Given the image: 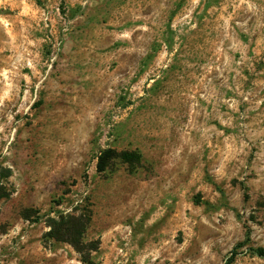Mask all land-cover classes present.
I'll use <instances>...</instances> for the list:
<instances>
[{
	"label": "rangeland",
	"instance_id": "obj_1",
	"mask_svg": "<svg viewBox=\"0 0 264 264\" xmlns=\"http://www.w3.org/2000/svg\"><path fill=\"white\" fill-rule=\"evenodd\" d=\"M87 212L94 264L264 249V0H0V264H83Z\"/></svg>",
	"mask_w": 264,
	"mask_h": 264
},
{
	"label": "trees",
	"instance_id": "obj_2",
	"mask_svg": "<svg viewBox=\"0 0 264 264\" xmlns=\"http://www.w3.org/2000/svg\"><path fill=\"white\" fill-rule=\"evenodd\" d=\"M119 159L122 163L135 167L142 161V156L139 152H117L113 149H107L97 156L96 170L98 173H104L110 164ZM30 210L24 211L22 218L26 221H30ZM91 222V215L89 212L87 214L76 215L75 213L64 214L59 213L54 218H49L47 226L49 231L46 234V238L50 241L65 243L71 246L74 251L79 254L80 261L83 264H94L92 262V254L96 253L99 249V242H86L84 236ZM250 230L248 229L245 234V239L243 242L236 245L232 251L228 254L225 264H233L236 257L239 255L237 253L238 249L243 247H248L247 250L251 252L256 257L264 259V249L262 248H252L248 244L250 242Z\"/></svg>",
	"mask_w": 264,
	"mask_h": 264
}]
</instances>
